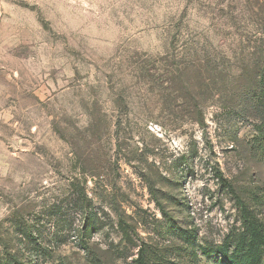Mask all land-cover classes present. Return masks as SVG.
<instances>
[{
  "label": "rangeland",
  "instance_id": "374dc122",
  "mask_svg": "<svg viewBox=\"0 0 264 264\" xmlns=\"http://www.w3.org/2000/svg\"><path fill=\"white\" fill-rule=\"evenodd\" d=\"M174 46L201 125L136 78ZM263 105L264 0H0V264H228L203 251L264 224Z\"/></svg>",
  "mask_w": 264,
  "mask_h": 264
},
{
  "label": "trees",
  "instance_id": "16d2710c",
  "mask_svg": "<svg viewBox=\"0 0 264 264\" xmlns=\"http://www.w3.org/2000/svg\"><path fill=\"white\" fill-rule=\"evenodd\" d=\"M186 58L182 55V51L179 52L177 47L174 46L165 55L154 59L147 56L145 58L146 62L141 60L133 61V63L136 64V78L148 84H154L158 91L157 96L163 103H170V106L184 107L186 110L180 115L182 120L201 125L204 117L200 107L205 99L197 96L196 88L210 77L208 75L202 77V73L200 75V70L203 68L202 64ZM204 63V72L209 74L207 60ZM157 64H162V67L157 66ZM251 76L254 79L257 78L258 82L263 77L258 71H253ZM119 104L118 106L121 108L123 105ZM216 174L224 186L229 185L219 172H216ZM241 210L244 230L236 236L230 237L216 248L204 250L203 252L204 254L219 253L228 264H264V224L258 220L256 214L252 211L247 210L245 207H242ZM138 255L135 259L136 264H148L145 254L140 253Z\"/></svg>",
  "mask_w": 264,
  "mask_h": 264
}]
</instances>
